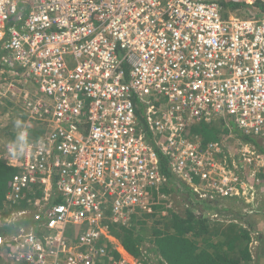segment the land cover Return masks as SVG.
Listing matches in <instances>:
<instances>
[{
    "label": "built area",
    "instance_id": "1",
    "mask_svg": "<svg viewBox=\"0 0 264 264\" xmlns=\"http://www.w3.org/2000/svg\"><path fill=\"white\" fill-rule=\"evenodd\" d=\"M256 5L264 0H0V70L18 77L41 129L7 150L16 173L0 202V264H132L111 239L165 187L161 156L198 200L238 199L222 143L253 157L238 133L264 141ZM214 121L231 123L217 143L199 131Z\"/></svg>",
    "mask_w": 264,
    "mask_h": 264
},
{
    "label": "trees",
    "instance_id": "2",
    "mask_svg": "<svg viewBox=\"0 0 264 264\" xmlns=\"http://www.w3.org/2000/svg\"><path fill=\"white\" fill-rule=\"evenodd\" d=\"M228 7L236 8L234 5H228ZM256 9L257 13H264V6L256 5ZM230 125L229 122L214 121L201 127L199 131H204L209 140L218 137L221 133L227 136ZM231 134L236 135L237 131L232 129ZM238 138L258 146L255 139L240 132ZM160 158L161 172L167 178L165 188L168 187L166 188L168 193L177 189L176 179L170 172L167 159L162 156ZM15 173L16 169L6 166L4 161L0 160V202L4 199ZM202 203L210 204L205 201ZM231 214L242 216L236 213ZM134 226L135 223L130 228L116 226V229L127 254L136 260L142 257L140 264H148L147 262L150 261L148 254L154 256L152 264H254L250 251L251 236L248 225L244 227L243 224L235 221L225 223V221L214 220L213 217L211 219L203 217L201 212L186 210L184 213L168 211L164 219H160L157 225L149 230H143L141 227L136 229ZM218 235H223L225 242L209 244V240ZM146 240L152 247H146L144 252L145 249L141 247ZM209 248L213 251L209 252ZM115 257L119 259L120 255L115 253Z\"/></svg>",
    "mask_w": 264,
    "mask_h": 264
},
{
    "label": "rangeland",
    "instance_id": "3",
    "mask_svg": "<svg viewBox=\"0 0 264 264\" xmlns=\"http://www.w3.org/2000/svg\"><path fill=\"white\" fill-rule=\"evenodd\" d=\"M29 91L30 88L27 86L26 92L28 94ZM20 92L21 96H23V91ZM10 97L14 98L13 96H11V94ZM20 104L22 105V102H20ZM7 106H9L8 109H6L9 113L8 117L12 118V116L10 115H13L15 113H23L21 109H18L17 107L13 108L11 103L5 105L4 108H7ZM13 111H15V113ZM206 135L207 134L202 133V136ZM228 136L229 135L225 136L223 135V133H221V135H218V137H213L209 140H211L212 143H217L220 140L226 139ZM255 140L258 146L254 145V148L256 150V156L253 157L247 156V153H245L244 157H238L235 141L232 139L225 140L224 143H222L224 151L228 153V155L232 156V159L235 161L239 169V171H236L237 176L240 180V182H238L240 184V193L238 196V201L239 203L244 201V204L248 205L246 210H244L246 214H243V216L238 217L234 214L227 213L223 210V207L228 206V198L222 199L215 194L212 195L213 203L214 201H216L215 205L212 206V203L205 205V203H202L203 200H198L195 195H192L190 193V191L185 187V184H183L182 182H178L176 183V190L169 191L167 193L166 188L168 187H164L156 198L150 199V204L146 206V209L142 210L143 212H139L136 216H134V219L132 220V224L136 223L134 227L136 229L141 227V229L143 230H149L152 226L157 225V222L160 221V219H164V215L168 211L184 213L186 210H188L190 212H201L203 217H208L210 219L211 217H213L214 220L226 221V223L235 221L240 224H243L244 227L249 226L251 236L250 251L253 257V262L262 264L264 240L262 244H259L258 239L261 238L260 234L262 235V237H264V141L259 139ZM248 159H250V162H248ZM260 159H262V162L259 161ZM194 182H196V180H194ZM250 188L252 189V191H255V193L252 192ZM252 205L254 206L252 207ZM142 213H145V216L141 215ZM115 234H118L117 229H115ZM117 240L120 241V239ZM255 241H257V243H255ZM216 242H219L220 244L225 242L224 236L218 235L209 240V244H214ZM143 245L144 247H152L150 246L151 244L147 240ZM209 249V252L213 251L212 248ZM149 258L150 261L147 263L152 264V260L154 259L153 254H148V259ZM140 261H142V257L138 258L137 260L135 259L133 263L140 264Z\"/></svg>",
    "mask_w": 264,
    "mask_h": 264
},
{
    "label": "crops",
    "instance_id": "4",
    "mask_svg": "<svg viewBox=\"0 0 264 264\" xmlns=\"http://www.w3.org/2000/svg\"><path fill=\"white\" fill-rule=\"evenodd\" d=\"M1 74L2 73L0 72V157H1L0 160L4 161L6 166L13 167V165L15 164V161L9 162V160L7 159L8 158L7 150L11 146L14 147L16 145L18 146L24 145L26 142H28V140H31V141L36 140V137L40 135L41 129L38 128V126H32V123L30 122L28 115L24 109V101H22L23 99L21 98L23 96H21V92L18 91L20 90L18 89L20 87L17 84L18 77H15V76L9 77L7 75H1ZM8 87L9 88L13 87V90L10 91ZM31 89H33V87L30 86V91H33ZM11 93H15L14 98L10 97ZM20 102H22V105L20 104ZM9 103L12 104L13 108L17 107L18 109H21L23 113H15V111H13L15 114L10 115L12 116V118L8 117L9 113L6 109H8L9 106H7V108H4V106L8 105ZM206 139H208L207 136H206ZM215 203L216 201H214V203L212 202V206L215 205ZM240 203L238 199L229 198L227 200L228 206L223 207V210L226 211L227 213H236V214H241L243 216V214H246L244 210H246L248 205L244 204V201ZM253 206L254 205H252V207ZM141 215L145 216V213H142ZM260 236L261 238L258 239V242L259 244H262L264 237H262L261 234ZM117 239L119 238L116 234L115 237L111 239V243H113L114 247H116L118 254L119 253L122 254V256L126 258V260L129 259L130 261L133 262L135 259L127 254V252L124 250L123 246L121 245V241ZM255 243H257V241H255ZM146 247H144L143 245L141 249H145L144 252H146ZM262 255H263L262 264H264V249H263ZM254 264H259V263L256 262Z\"/></svg>",
    "mask_w": 264,
    "mask_h": 264
}]
</instances>
